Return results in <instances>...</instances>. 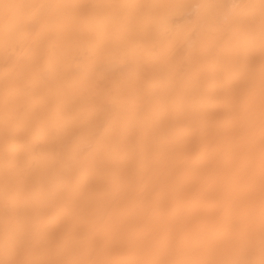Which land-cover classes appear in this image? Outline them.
Segmentation results:
<instances>
[{
    "label": "bare ground",
    "instance_id": "bare-ground-1",
    "mask_svg": "<svg viewBox=\"0 0 264 264\" xmlns=\"http://www.w3.org/2000/svg\"><path fill=\"white\" fill-rule=\"evenodd\" d=\"M0 264H264V0H0Z\"/></svg>",
    "mask_w": 264,
    "mask_h": 264
}]
</instances>
